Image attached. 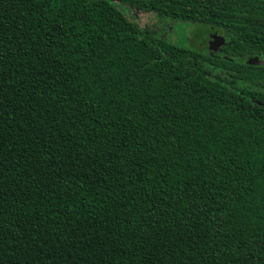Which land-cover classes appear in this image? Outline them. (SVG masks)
I'll return each mask as SVG.
<instances>
[{
	"label": "trees",
	"instance_id": "1",
	"mask_svg": "<svg viewBox=\"0 0 264 264\" xmlns=\"http://www.w3.org/2000/svg\"><path fill=\"white\" fill-rule=\"evenodd\" d=\"M0 264H264V0H0Z\"/></svg>",
	"mask_w": 264,
	"mask_h": 264
},
{
	"label": "rangeland",
	"instance_id": "2",
	"mask_svg": "<svg viewBox=\"0 0 264 264\" xmlns=\"http://www.w3.org/2000/svg\"><path fill=\"white\" fill-rule=\"evenodd\" d=\"M119 9H121L129 19L135 20L141 25H145L146 23H159L162 26L161 37L178 46L204 54L218 51L223 47H216L214 45L211 36L214 28L207 25L192 24L172 18H161L155 13L144 14L124 5L119 6ZM219 35L224 37L225 44H227L228 39L225 34L219 33Z\"/></svg>",
	"mask_w": 264,
	"mask_h": 264
},
{
	"label": "water",
	"instance_id": "3",
	"mask_svg": "<svg viewBox=\"0 0 264 264\" xmlns=\"http://www.w3.org/2000/svg\"><path fill=\"white\" fill-rule=\"evenodd\" d=\"M211 36H212L213 43H214V45H215L216 47H221V46L226 45V44H225L226 42H225L224 37H221V36L219 35V32H218L217 29L214 28V29L212 30V34H211ZM255 62L258 63V59H255Z\"/></svg>",
	"mask_w": 264,
	"mask_h": 264
}]
</instances>
